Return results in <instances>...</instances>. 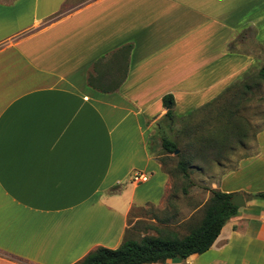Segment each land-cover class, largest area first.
I'll list each match as a JSON object with an SVG mask.
<instances>
[{
    "label": "crops",
    "instance_id": "crops-1",
    "mask_svg": "<svg viewBox=\"0 0 264 264\" xmlns=\"http://www.w3.org/2000/svg\"><path fill=\"white\" fill-rule=\"evenodd\" d=\"M75 3L0 0V264L118 249L134 209L172 186L150 151L163 98L187 115L259 61L264 0ZM248 188H212L247 204L209 251L165 264H264V201Z\"/></svg>",
    "mask_w": 264,
    "mask_h": 264
},
{
    "label": "rangeland",
    "instance_id": "rangeland-1",
    "mask_svg": "<svg viewBox=\"0 0 264 264\" xmlns=\"http://www.w3.org/2000/svg\"><path fill=\"white\" fill-rule=\"evenodd\" d=\"M91 1L75 0L78 4ZM261 25L262 35L255 42L260 43L262 48L255 55L259 61L252 71L254 78L264 65V23ZM254 78H245L224 99L193 116L184 120L175 119L169 134L179 143L180 153L184 155L181 160L191 162L189 172L194 185L187 195L184 194L187 181L176 168L179 159L176 155H155L156 160L163 164L164 171H172V186L163 205L134 209L129 220L128 238L141 240L144 236H156L161 231L186 236L203 220L211 198L210 190L220 189L223 184L230 188H253L254 194L264 193V147L256 144V141H260L264 146V83L254 81ZM154 128V134L158 135L157 123ZM216 136L221 141L220 152H214L208 146L204 149L206 144L214 143ZM237 169L240 171L225 178L226 174ZM223 178L226 179L225 183Z\"/></svg>",
    "mask_w": 264,
    "mask_h": 264
},
{
    "label": "trees",
    "instance_id": "trees-1",
    "mask_svg": "<svg viewBox=\"0 0 264 264\" xmlns=\"http://www.w3.org/2000/svg\"><path fill=\"white\" fill-rule=\"evenodd\" d=\"M251 75L252 70L250 69L246 71L239 80L233 83L223 95H220L206 106L196 111L189 112L184 116H178L173 110L175 105L173 95L169 94L163 98L164 106L167 108L171 106V109H169L163 118L158 121V135L155 136L154 141L157 142L159 146L150 148V151L152 154L157 153L156 155L159 154L162 156L176 155V158L179 159L176 168L182 173L184 180L187 181V185L183 189L184 194H188L189 188L193 186L194 183L191 181L189 172V165L191 162L185 161L184 159L181 160L184 155L180 153L179 143L173 140L169 134V132H172L175 119L179 118L184 120L187 117L193 116L197 111L211 106L216 101L224 99L226 95L229 94L233 88L239 86L245 78H254V76ZM255 79L264 83V65L258 71L254 81ZM88 83L90 86L105 93L113 92L118 88H101L97 86L96 80L92 74L89 76ZM245 88H247V86ZM263 129L264 128H262V130ZM262 130H259V132ZM240 136L245 138L243 134H240ZM218 139L219 136H216L214 140L215 144L211 141L209 145L206 144L204 149L208 146L211 150H214V152H220L219 143H221V141ZM177 151H179L178 154H176ZM198 152H200V150ZM190 159L192 158L188 160ZM165 172L171 176V170ZM210 192L211 198L206 206L203 220L199 225L192 228L186 236L181 237L174 232L161 231L156 236L149 235L142 237L141 240H134L128 238L127 235L118 249L98 248L77 264H165L167 261H183L193 255H202L206 253L212 248L228 221L236 217L240 210L239 207L231 203V198L234 194L225 193L220 190H210ZM248 198L264 201V193L253 194Z\"/></svg>",
    "mask_w": 264,
    "mask_h": 264
},
{
    "label": "water",
    "instance_id": "water-1",
    "mask_svg": "<svg viewBox=\"0 0 264 264\" xmlns=\"http://www.w3.org/2000/svg\"><path fill=\"white\" fill-rule=\"evenodd\" d=\"M168 109H171V106L168 107ZM179 151L176 152L178 154ZM231 203L239 208H243L246 206V198L243 194H234L233 197L231 198Z\"/></svg>",
    "mask_w": 264,
    "mask_h": 264
},
{
    "label": "built area",
    "instance_id": "built-area-1",
    "mask_svg": "<svg viewBox=\"0 0 264 264\" xmlns=\"http://www.w3.org/2000/svg\"><path fill=\"white\" fill-rule=\"evenodd\" d=\"M133 181L136 183H146L149 181V177L141 172H136L133 177H132Z\"/></svg>",
    "mask_w": 264,
    "mask_h": 264
},
{
    "label": "bare ground",
    "instance_id": "bare-ground-1",
    "mask_svg": "<svg viewBox=\"0 0 264 264\" xmlns=\"http://www.w3.org/2000/svg\"><path fill=\"white\" fill-rule=\"evenodd\" d=\"M216 61V60H215Z\"/></svg>",
    "mask_w": 264,
    "mask_h": 264
}]
</instances>
